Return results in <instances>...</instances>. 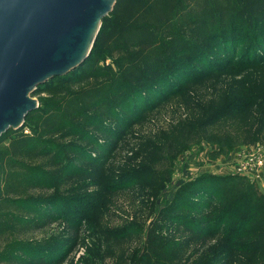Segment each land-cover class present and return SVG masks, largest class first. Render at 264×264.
<instances>
[{"label": "trees", "instance_id": "16d2710c", "mask_svg": "<svg viewBox=\"0 0 264 264\" xmlns=\"http://www.w3.org/2000/svg\"><path fill=\"white\" fill-rule=\"evenodd\" d=\"M192 42L201 47L199 54H190ZM105 55L113 61L100 66ZM262 61L264 0H117L84 63L37 85L31 95L62 76L65 84L83 76L91 81L75 90L61 87L40 100L19 128L0 135V264L60 263L75 245L80 223L77 210L64 209L65 201L81 202L92 188L123 190L133 173L146 176L149 167L139 172L98 160L94 146L103 142L97 134L114 133L113 123L124 124L125 114L139 119L141 112L181 96L186 108L195 109L194 120L187 114L184 121L188 142L196 135L220 136L228 149L263 142ZM227 69L246 73L228 87L222 82ZM216 80L220 90L218 82L207 85L209 99L191 95L192 87ZM149 149L157 151L155 145ZM191 186L188 199L165 210L167 236L153 220L143 251L131 263L264 264V194L240 174H203ZM55 222L68 229L60 254L30 237ZM212 240L213 252L193 260Z\"/></svg>", "mask_w": 264, "mask_h": 264}, {"label": "rangeland", "instance_id": "374dc122", "mask_svg": "<svg viewBox=\"0 0 264 264\" xmlns=\"http://www.w3.org/2000/svg\"><path fill=\"white\" fill-rule=\"evenodd\" d=\"M188 41L190 43L192 40ZM191 45L193 50L191 49L190 54H199L201 47L194 42ZM112 61L111 56L105 55L100 59L99 65L111 64ZM258 68L264 72V61ZM227 72L222 76V82L228 87L237 79H242L246 73L235 75L229 69ZM65 79L66 76H62L49 81V85L31 97L40 104V100L59 91L61 87L75 90L91 81L88 76H83L74 83L65 84ZM214 82L218 80L192 87L191 95L196 94V98L201 100L203 97L209 99L212 87L207 85ZM216 86L215 90H220L221 83L218 82ZM194 111L195 109L185 107L181 96H174L166 102H160L150 111L141 112L139 119L125 114L124 124L113 123L112 126L117 127L114 133L108 131L97 134L103 143L94 148L99 153L98 160L104 166L118 165L120 168L139 172L142 168L150 169L148 168L146 176L141 173L131 174L128 177L130 185L123 190L108 192L92 188L81 202L75 199L74 202L65 201L64 209L68 212L77 210L75 216L80 223L76 225L78 239L75 245L66 250L65 259L58 264H132L131 261L134 262L143 251L146 232L153 220L159 226L161 234L167 236L164 228L166 208L175 200L188 199V194L193 189L191 183L200 175L240 174L264 194V166L256 172L259 178L245 175L236 168L239 158L245 159L252 152L259 153L264 165V141L238 143L230 149L221 147L227 140H222L220 136L208 139L196 135L188 142L190 134L183 128L187 114H191V121L194 120ZM234 130L232 128L231 132ZM23 131L29 133L28 126H24ZM227 133V137H230V124ZM184 142H187L186 147L179 149L178 144ZM6 144L5 139L1 145ZM153 145L157 151L148 150ZM98 148L102 151H97ZM119 172L121 174L124 171ZM61 195L66 199L65 194ZM104 200L106 203H103ZM67 230L63 223L55 222L40 231L30 233V237L35 238L41 246L51 248L52 254H60L61 250L66 249L63 244ZM115 235H125V239L117 241L114 239ZM216 245L215 240L208 241L204 250L194 254L193 260L203 254H211Z\"/></svg>", "mask_w": 264, "mask_h": 264}, {"label": "water", "instance_id": "95a60500", "mask_svg": "<svg viewBox=\"0 0 264 264\" xmlns=\"http://www.w3.org/2000/svg\"><path fill=\"white\" fill-rule=\"evenodd\" d=\"M117 0H0V135L38 104L37 85L82 65Z\"/></svg>", "mask_w": 264, "mask_h": 264}, {"label": "built area", "instance_id": "2783aa9c", "mask_svg": "<svg viewBox=\"0 0 264 264\" xmlns=\"http://www.w3.org/2000/svg\"><path fill=\"white\" fill-rule=\"evenodd\" d=\"M243 157L239 158V161L236 165V168L239 172L244 173L245 175L256 176L259 178V175H256L257 170L262 169L263 158H260L258 152H252L249 156H246L245 159Z\"/></svg>", "mask_w": 264, "mask_h": 264}]
</instances>
